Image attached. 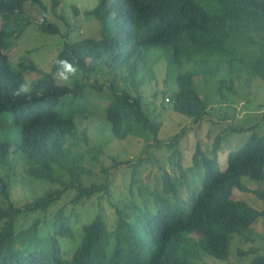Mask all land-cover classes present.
<instances>
[{
    "label": "trees",
    "instance_id": "1",
    "mask_svg": "<svg viewBox=\"0 0 264 264\" xmlns=\"http://www.w3.org/2000/svg\"><path fill=\"white\" fill-rule=\"evenodd\" d=\"M26 1L39 3V0H0V13L21 11ZM214 1L216 8L210 13L196 0H114L109 7L107 0H99L89 14L101 24L100 39L63 45L57 58L68 59L83 70L84 76L95 71L97 64L104 65L109 76L112 74L113 78L106 83L111 91L106 119L115 137L127 136L137 120L144 130L154 135L155 145L162 144L157 138L158 124L141 111V97L131 96L114 84L116 76L124 81V73H137L148 48L168 47L178 65L198 59L205 74L209 72L204 65L208 59H213L211 67L216 72L224 64L238 62L264 80V0ZM39 26L42 30L57 32L54 25L46 24L44 17ZM6 35L8 32L0 30V114L11 112L14 124L20 126V140L11 150L20 154L29 176L54 184L62 181L63 189L53 188L43 197L17 205L9 200L8 182L0 179V195L9 201L8 206L0 207V222L3 221L0 264H199L201 252L216 260H226L231 234L252 225L259 217L264 218V210L254 209L232 197L237 188L252 191L264 200V190H251L242 182L243 177L264 180V141L251 135L248 143L228 154L223 170H218L214 157L196 147L193 167L201 169L203 175L200 190H189L190 208L180 201L176 181L161 168V190L152 191L143 201L125 202L120 207L109 200L115 211L111 231L104 217L96 215L82 225V240L69 257L62 255L58 243L59 237L74 235L71 217L63 209L53 215L52 222L48 223L52 232L43 238L38 236L42 218L17 225L22 213L45 211L66 189L74 191L71 202L77 203L101 192L109 194V183L85 186L79 172L85 169L63 165L69 158L65 144L77 136V128L72 115H65L58 106L67 95H71V101L83 96L84 86L80 83L73 87L60 86L50 75H45L33 83L32 90L17 96L15 92L23 79L12 69L4 52ZM240 41L255 44L257 51L241 52ZM52 68L62 67L54 63ZM197 73L198 69L195 73H179L178 89L170 96L173 109L196 122L208 110L194 87ZM133 83L136 88L140 84ZM88 85L98 91L102 89V84ZM178 136L165 143L176 154H179ZM217 147L218 143L213 152ZM8 153V142H0V156L11 164L5 157ZM147 160L143 158L139 162ZM54 164L65 168L67 179L52 175ZM176 165L181 179L187 182L180 158ZM131 172L133 175L134 171ZM28 247L34 249L26 252ZM248 264H264V256L255 255Z\"/></svg>",
    "mask_w": 264,
    "mask_h": 264
},
{
    "label": "rangeland",
    "instance_id": "2",
    "mask_svg": "<svg viewBox=\"0 0 264 264\" xmlns=\"http://www.w3.org/2000/svg\"><path fill=\"white\" fill-rule=\"evenodd\" d=\"M114 0H107L109 7ZM208 12L212 13L214 0H196ZM99 0H39V3L26 1L21 11L0 13V30L6 35L5 54L14 71L22 75L23 84L33 89V83L50 75L60 86L73 87L80 83L83 96L71 101V95L62 98L58 106L65 115H72L77 128L76 137L65 144L69 149V158L63 162L65 167H82V183H109V194L101 192L77 203H72L74 191L66 189L61 197L45 211L22 213L17 225H26L34 218H42L38 236L43 238L52 229L48 223L58 209L72 220V238L59 237L58 243L64 257H69L80 244L83 236L81 227L101 214L109 231L114 226L113 200L119 207L133 200L143 201L152 191L162 189L161 168L167 171L178 186V197L189 208L191 201L189 190L198 192L201 188L203 171L193 167L192 155L199 146L209 157L217 161L218 170L226 166L228 154L240 149L251 135L264 141V80L252 74L238 62L224 64L216 72L212 69L213 59L204 64V73L200 61H184L182 65L174 62L168 47H151L146 50V59L139 64L134 75L124 73L115 78V86L126 90L131 96L141 97V111L155 124H158L157 138L162 142L155 145L153 134L144 130L139 121L134 120L131 132L124 138L113 135L111 125L106 119V106L110 99V89L106 83L112 79L104 65L97 64V69L84 76L83 70L77 68L75 76L69 73V79L63 80L59 72L63 68H52L65 43L73 44L85 39L99 40L101 24L89 14L98 5ZM113 14L111 15L112 18ZM52 24L57 32L40 29L43 22ZM110 26V21L107 20ZM17 31V33H16ZM254 38L258 36L254 34ZM240 51L255 53V44L240 41ZM201 66V67H200ZM204 67V66H203ZM198 73L194 76V87L208 105L206 116L200 121L176 112L171 104V93L177 91L176 78L181 72ZM206 69V68H205ZM120 69L117 73H120ZM140 82L136 88L133 82ZM102 84L100 91L88 84ZM36 91V89H35ZM71 101V103H70ZM242 130V131H240ZM20 126L14 124L13 114H0V142H8L9 153L5 155L11 164L0 156V179L8 182L10 199L14 204L23 205L43 197L53 188L63 189L62 181L33 178L26 172L24 162L18 152L11 149L20 140ZM84 132V133H83ZM176 135L178 153L168 148L165 143ZM218 147L214 149L215 144ZM148 158L147 161L140 159ZM180 158L186 172L187 182L181 178L176 162ZM118 163V164H116ZM120 163V164H119ZM134 169H132V165ZM106 170V171H105ZM131 170L134 171L132 175ZM52 175L67 179L65 168L58 164L52 166ZM242 182L251 190H264V180L242 178ZM232 197L245 202L248 206L264 210V200L252 191L235 188ZM9 201L0 195V207L8 206ZM3 221L0 222V229ZM16 227V225H15ZM20 247V246H19ZM34 248L28 247L26 252ZM255 255L264 256V218L259 217L252 225L231 234L229 256L226 260H216L205 253H200L199 264H248Z\"/></svg>",
    "mask_w": 264,
    "mask_h": 264
},
{
    "label": "clouds",
    "instance_id": "3",
    "mask_svg": "<svg viewBox=\"0 0 264 264\" xmlns=\"http://www.w3.org/2000/svg\"><path fill=\"white\" fill-rule=\"evenodd\" d=\"M54 63L63 68V71L59 72V76L63 80L69 79V73H71V76H75L77 73V68L68 59L58 57L57 59H55ZM29 91L30 88L28 85H21L16 90L15 94L19 96L22 93H28Z\"/></svg>",
    "mask_w": 264,
    "mask_h": 264
}]
</instances>
